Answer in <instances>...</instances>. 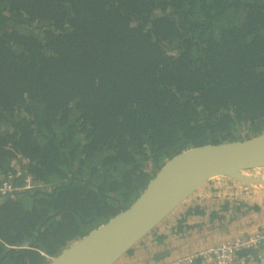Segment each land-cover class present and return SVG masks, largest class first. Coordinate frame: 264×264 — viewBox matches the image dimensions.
Returning <instances> with one entry per match:
<instances>
[{
	"label": "trees",
	"instance_id": "16d2710c",
	"mask_svg": "<svg viewBox=\"0 0 264 264\" xmlns=\"http://www.w3.org/2000/svg\"><path fill=\"white\" fill-rule=\"evenodd\" d=\"M261 133L264 0H0V174L40 184L0 204V264H47L174 155Z\"/></svg>",
	"mask_w": 264,
	"mask_h": 264
},
{
	"label": "water",
	"instance_id": "95a60500",
	"mask_svg": "<svg viewBox=\"0 0 264 264\" xmlns=\"http://www.w3.org/2000/svg\"><path fill=\"white\" fill-rule=\"evenodd\" d=\"M255 169H264V133L242 141L185 149L163 164L125 210L52 256L47 264H150L169 254L176 257L264 230V214H253L240 220L252 222L253 226L233 232V223H228L199 231L163 252L156 248V255L141 263L130 260L128 254L142 241L150 240L153 230L166 219L174 218L186 205L235 200L237 205L248 206L264 201V188L258 187H264V177L248 173ZM213 189L217 191L212 192ZM208 227L206 224L205 228ZM181 251L184 252L178 253Z\"/></svg>",
	"mask_w": 264,
	"mask_h": 264
},
{
	"label": "built area",
	"instance_id": "2783aa9c",
	"mask_svg": "<svg viewBox=\"0 0 264 264\" xmlns=\"http://www.w3.org/2000/svg\"><path fill=\"white\" fill-rule=\"evenodd\" d=\"M22 169L0 174V204L39 187ZM19 248H27L22 244ZM51 257H47L50 260ZM162 264H264V230L224 240L204 249L177 256Z\"/></svg>",
	"mask_w": 264,
	"mask_h": 264
},
{
	"label": "crops",
	"instance_id": "0c3cea01",
	"mask_svg": "<svg viewBox=\"0 0 264 264\" xmlns=\"http://www.w3.org/2000/svg\"><path fill=\"white\" fill-rule=\"evenodd\" d=\"M207 205L210 207V209L206 210L205 213L206 215L204 217H200V216H196V215H189V217L187 218V225L190 226V224L192 223H195L197 222L198 220L201 221V219H203L204 221L206 220L207 218V214L210 213V211H217V205L214 204V206L212 204H209V203H205V202H201V203H198V204H194L193 206L195 205H199V206H202V205ZM254 214H258V212H254ZM249 215H253V214H249ZM179 217V214L177 213V215L174 217V218H171V219H175L176 220V217ZM208 220V219H207ZM203 223V222H202ZM211 224H208L205 222L204 226L206 224L209 225L208 228H206L205 230H212V229H216V228H219V227H222L224 226L225 224L222 223V225L218 226L219 225V222H210ZM233 222H229V224H231ZM217 225V226H216ZM254 223L251 224V226H253ZM212 226H216V227H213ZM203 231V230H200V232ZM234 232V231H233ZM172 234H168L167 231L162 233L161 234V241L163 242H159L157 243L156 240H155V237L153 236V234L151 233V236H150V240L148 241H145L147 243H143V244H139L137 249L133 250V252L129 255L130 257V260H136L138 262L141 263V261L147 259L148 257L150 256H153V255H156L153 251H156V248H158V252H163L164 250H166V248H171L173 246H175L179 240H182V239H186V237H184V235L182 237H179L178 235H172ZM196 234L194 233H191L188 235V238L189 237H192V236H195ZM181 236V235H180ZM187 250V249H186ZM184 251H181V252H178V253H183ZM129 259V258H128ZM127 259V260H128ZM146 261V260H145ZM147 264V263H145Z\"/></svg>",
	"mask_w": 264,
	"mask_h": 264
},
{
	"label": "rangeland",
	"instance_id": "374dc122",
	"mask_svg": "<svg viewBox=\"0 0 264 264\" xmlns=\"http://www.w3.org/2000/svg\"><path fill=\"white\" fill-rule=\"evenodd\" d=\"M248 173L253 175V176L264 177V169H261V170L256 169V170L249 171ZM257 199H260V198L258 197ZM258 202H260L261 204H264L263 199L261 201L258 200ZM256 203H257V201H255L254 204H256ZM249 214H254V212L252 210L251 211L246 210V206L231 205L227 210L222 209V211H220V213L218 214L219 216H223L222 220L218 221L219 222L218 226L222 225V223L228 224L229 222H233L232 228L230 229L233 231L236 229L245 228L246 226H251L252 222L251 223H248V222L241 223V221H240L241 218L247 217ZM258 214H261L260 216H263L264 206L261 207V210H260V212H258ZM167 220H170V219H166L165 221H167ZM234 222H236V223H234ZM162 226H163V224L161 226L157 227L155 230H157L158 228H162ZM216 226H212V228L216 227ZM203 228H204V230L206 229L205 227H203ZM197 233L198 232H194V234H197ZM188 234L189 233L184 234V237L188 238ZM174 258H175V256H172L171 254H169V256L157 259L150 264H162V263L169 261V260H172Z\"/></svg>",
	"mask_w": 264,
	"mask_h": 264
},
{
	"label": "flooded vegetation",
	"instance_id": "af4514ba",
	"mask_svg": "<svg viewBox=\"0 0 264 264\" xmlns=\"http://www.w3.org/2000/svg\"><path fill=\"white\" fill-rule=\"evenodd\" d=\"M198 209L202 210V211H206V210L210 209V207L205 204V205L199 206ZM186 215H188V214L182 213V214H180L179 217L178 216L176 217V220L175 219L167 220V221L163 222L162 228H158L157 230H153L152 234L155 237V240H157L160 243L163 242V241H161V234L166 232V231L168 234L178 235L179 237H182L186 233L191 234L194 232H199L202 229L204 230L203 227H205L204 224H205V222L207 223V220L204 221L203 219H201V221L198 220L197 222L190 224L189 227H185V226H188L187 225V223H188L187 219L185 218ZM180 218L185 219L186 224H185L184 228L182 229V231L178 232L177 231V224H178V222H180V221H178ZM206 219H208V218H206ZM199 222H201V223L199 224ZM185 254H188V253H185ZM185 254H182V255H185ZM179 256H181V255H179Z\"/></svg>",
	"mask_w": 264,
	"mask_h": 264
},
{
	"label": "bare ground",
	"instance_id": "6f19581e",
	"mask_svg": "<svg viewBox=\"0 0 264 264\" xmlns=\"http://www.w3.org/2000/svg\"><path fill=\"white\" fill-rule=\"evenodd\" d=\"M256 170V169H255ZM259 170H261V169H259ZM258 187H260V188H264L262 185H258Z\"/></svg>",
	"mask_w": 264,
	"mask_h": 264
}]
</instances>
